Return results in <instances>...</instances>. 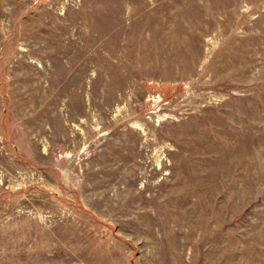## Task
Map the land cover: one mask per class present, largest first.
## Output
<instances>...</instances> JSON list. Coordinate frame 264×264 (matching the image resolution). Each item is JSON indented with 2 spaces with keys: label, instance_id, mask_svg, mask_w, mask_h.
<instances>
[{
  "label": "rangeland",
  "instance_id": "1",
  "mask_svg": "<svg viewBox=\"0 0 264 264\" xmlns=\"http://www.w3.org/2000/svg\"><path fill=\"white\" fill-rule=\"evenodd\" d=\"M0 264H264V0H0Z\"/></svg>",
  "mask_w": 264,
  "mask_h": 264
}]
</instances>
